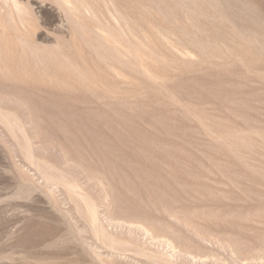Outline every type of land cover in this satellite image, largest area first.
<instances>
[{"label":"rangeland","instance_id":"obj_1","mask_svg":"<svg viewBox=\"0 0 264 264\" xmlns=\"http://www.w3.org/2000/svg\"><path fill=\"white\" fill-rule=\"evenodd\" d=\"M0 264H264V0H0Z\"/></svg>","mask_w":264,"mask_h":264}]
</instances>
